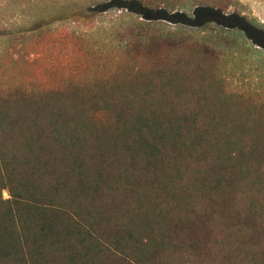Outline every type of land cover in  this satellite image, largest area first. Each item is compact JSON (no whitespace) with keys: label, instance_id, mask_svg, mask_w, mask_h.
I'll return each instance as SVG.
<instances>
[{"label":"trees","instance_id":"16d2710c","mask_svg":"<svg viewBox=\"0 0 264 264\" xmlns=\"http://www.w3.org/2000/svg\"><path fill=\"white\" fill-rule=\"evenodd\" d=\"M155 1L99 5L117 41L1 30L0 264H264V81L225 49L264 30Z\"/></svg>","mask_w":264,"mask_h":264},{"label":"rangeland","instance_id":"374dc122","mask_svg":"<svg viewBox=\"0 0 264 264\" xmlns=\"http://www.w3.org/2000/svg\"><path fill=\"white\" fill-rule=\"evenodd\" d=\"M112 0H0V32L19 27L30 28L41 19L53 20L52 26L65 27L98 42L117 41L119 31L126 23L136 19L121 6L100 8L101 3ZM207 1V0H204ZM224 9L227 14L236 13L251 19L264 30V0H208ZM203 0H159L154 5L166 7L170 13L182 12L194 18L195 9ZM168 28L175 24L163 21ZM211 20V27H216ZM238 45L227 48L230 56L228 66L236 74L230 76L231 85L264 81V45L251 36H241ZM4 41L0 39V49ZM8 197V193H4Z\"/></svg>","mask_w":264,"mask_h":264}]
</instances>
